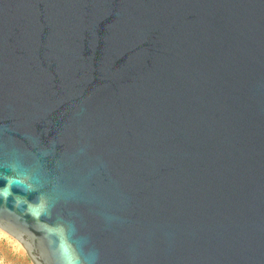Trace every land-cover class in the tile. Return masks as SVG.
I'll return each instance as SVG.
<instances>
[{
  "label": "water",
  "instance_id": "water-1",
  "mask_svg": "<svg viewBox=\"0 0 264 264\" xmlns=\"http://www.w3.org/2000/svg\"><path fill=\"white\" fill-rule=\"evenodd\" d=\"M2 176L31 264L41 195L80 264H264V0H0Z\"/></svg>",
  "mask_w": 264,
  "mask_h": 264
},
{
  "label": "clouds",
  "instance_id": "clouds-1",
  "mask_svg": "<svg viewBox=\"0 0 264 264\" xmlns=\"http://www.w3.org/2000/svg\"><path fill=\"white\" fill-rule=\"evenodd\" d=\"M8 181V183L0 188V200L7 201L11 195V187L13 184L20 186L28 184V178L26 177H0ZM32 186L28 184L27 188L22 190L27 191ZM22 204H26L24 208V214L31 216L37 221L36 227L47 237H56L58 240L57 250L55 253L56 258L51 259L49 253L42 255L41 258L46 261V264H80L77 254L65 236V232L62 226L48 224L46 221H41V217H47L49 215L48 200L43 195L39 196L33 201H28L26 198L21 200L17 198L14 202V207L19 208ZM7 233L10 239L14 240L21 246L25 247L22 242L21 229L14 226H8L5 223L0 225V239ZM28 248V247H27ZM33 249L30 252L33 254ZM36 261L35 255H33V264Z\"/></svg>",
  "mask_w": 264,
  "mask_h": 264
},
{
  "label": "rangeland",
  "instance_id": "rangeland-1",
  "mask_svg": "<svg viewBox=\"0 0 264 264\" xmlns=\"http://www.w3.org/2000/svg\"><path fill=\"white\" fill-rule=\"evenodd\" d=\"M7 236L0 239V264H31L25 252H22Z\"/></svg>",
  "mask_w": 264,
  "mask_h": 264
},
{
  "label": "bare ground",
  "instance_id": "bare-ground-1",
  "mask_svg": "<svg viewBox=\"0 0 264 264\" xmlns=\"http://www.w3.org/2000/svg\"><path fill=\"white\" fill-rule=\"evenodd\" d=\"M5 236H7V237H9L8 235H7V233H5V235H4V237ZM9 239V238H8ZM12 240V239H11ZM13 241V243L22 251V252H25V250L23 249V247L20 245V244H18L17 242H15L14 240H12Z\"/></svg>",
  "mask_w": 264,
  "mask_h": 264
}]
</instances>
